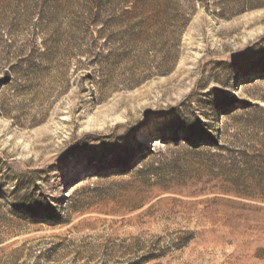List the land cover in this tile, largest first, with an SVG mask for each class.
Masks as SVG:
<instances>
[{"label": "rangeland", "instance_id": "rangeland-1", "mask_svg": "<svg viewBox=\"0 0 264 264\" xmlns=\"http://www.w3.org/2000/svg\"><path fill=\"white\" fill-rule=\"evenodd\" d=\"M0 264H264V0H0Z\"/></svg>", "mask_w": 264, "mask_h": 264}]
</instances>
